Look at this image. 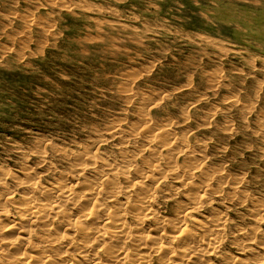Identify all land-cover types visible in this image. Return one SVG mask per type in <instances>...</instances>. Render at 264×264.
Listing matches in <instances>:
<instances>
[{"label": "rangeland", "instance_id": "rangeland-1", "mask_svg": "<svg viewBox=\"0 0 264 264\" xmlns=\"http://www.w3.org/2000/svg\"><path fill=\"white\" fill-rule=\"evenodd\" d=\"M150 123L170 131L160 139L168 149L185 145L195 163L202 161L198 166L208 168L213 190L221 179V197L209 189L199 194L212 200L214 217L221 211L227 224L217 229L213 252L264 264V0H0V171L9 189H0V207L6 205L0 219H16L10 238L0 242V264H15L21 248H29L27 228H21L29 218L22 220L17 207L24 195L14 186L22 169L41 176L39 184L60 171L72 182L56 149L70 154L91 148L111 159L116 150L110 142L124 138L129 150L127 132ZM110 135L115 140L97 141ZM177 154L180 164L183 155ZM224 196L229 198L219 205ZM240 197L244 205H236ZM7 199L16 207L4 204ZM255 199L262 204L254 210ZM161 201L155 215L168 224L173 201ZM153 224H146L150 237L157 234ZM236 243L253 244L244 253ZM206 254L203 262L211 256ZM168 260L175 264L176 256Z\"/></svg>", "mask_w": 264, "mask_h": 264}, {"label": "bare ground", "instance_id": "bare-ground-1", "mask_svg": "<svg viewBox=\"0 0 264 264\" xmlns=\"http://www.w3.org/2000/svg\"><path fill=\"white\" fill-rule=\"evenodd\" d=\"M135 124L130 131H126L128 134H126V136L129 137L128 139L133 140V143L131 145L132 148L128 150V147L131 143L124 138H121L115 142H110L111 146L116 150V152L113 154V158L111 159L106 155L108 152L106 154L98 153L96 150L93 151L91 148L87 149L85 147L86 149H83L82 152L79 150L80 153L69 154L65 150H61L58 147L59 149H56L57 155L67 161L71 174L75 176V179L72 178L74 179L72 180V182H69L68 179L65 180L62 177L64 173L61 175L60 171L58 175L56 174L57 176H54L52 174L54 177L51 180L46 181L45 184H39L41 182H39L41 176L37 177L36 175H34L35 173H30V169H22V171L25 173V175H23V179H15V181H13L15 183L14 186H16L15 188L20 189L18 191H21V193L24 195L23 198H21L22 200L20 201V203L17 204V207H20L18 213H20L19 216H21V219L22 216H26L29 218L27 219L29 220V222L27 221L28 223H25L26 226L24 225L23 227H21L27 228V238H25L24 241L26 242L25 245H28L29 248L20 247L21 250H23L21 251V255L20 257H18L15 264H167V261H170L168 260L170 256H176L175 264L246 263L237 259L238 257L233 258V256H227L229 254L219 255V253H214L213 251L216 247L211 248L216 244L217 239H219V231L217 232V229L221 226H226L227 224L225 222L226 225H223L224 222H222V219L219 218L221 209L219 210L220 213L217 215L218 218L214 217V214L216 213L215 211L218 210V208H216V210L214 211L211 207L213 205H211L212 200L205 199L207 196H204L205 194L203 193L209 189V191L216 193V197H218V194L220 195L219 197H221L223 195L222 188L219 187V185L221 184V179L216 180L215 183L217 184V187L215 190H213L208 182L210 181L209 176H212L208 175V168H199L203 165L198 166V164L202 162H199L198 159L197 160L199 163H195V160L193 158L192 159L194 163L192 162V159L190 158L191 153L187 151V146L179 145V148H175L172 147L175 144L171 146V143L169 142L170 144H168L171 146V148L168 149V141H160V139L162 138L161 136L167 138L166 135H168L170 131H168V133H166L167 131H161L160 129H158L160 128L158 127V125L152 126V123H150L151 127L148 124L149 127L146 128L145 126L144 128H141V124H139L140 127H136ZM120 133L123 134L121 130ZM114 135H110V138L105 139L98 138L97 141L101 143L106 142L107 144L109 143L108 140H115ZM50 144L51 146L53 145L52 143ZM79 144L81 143L79 142ZM55 148L56 147L50 148V150ZM177 153H182L181 155H183V159L180 164L177 163ZM43 155L46 154L44 153ZM43 155L41 156L43 157ZM167 159L168 161L165 163L164 161ZM44 160L47 159H43V161ZM51 164L54 165L55 163H50L49 166ZM194 164H197L198 167ZM47 170L50 171V169ZM70 172L67 171V173ZM5 176H7L6 173L0 171V189L4 192V194L9 193V189L5 184ZM8 176H10V173L8 174ZM169 180H171L172 183H174L173 181H179L181 183L180 185H177V187L171 185ZM231 180H229V182ZM237 183L239 182L237 181ZM236 189L237 187L235 188V190ZM174 191L179 192L177 193L178 196L182 195L181 200L179 198H174ZM201 192H203V199L199 196ZM234 192L230 191L229 193L234 194ZM18 195L21 196V194ZM228 198V196H224L223 200L221 199L219 205H223L224 203H226ZM166 199H168V201L170 202L173 201V206L175 208V215L174 217L173 215L171 216L173 218L168 221V224L162 223L163 221L161 222V219L159 220L162 215L161 217H157L155 215V211L157 209H154L155 204L157 205L161 200ZM244 199V197H240L237 202L235 201L236 205H244V202L246 203ZM259 199H255V201L251 203V207H253L254 210L256 208H259L260 204H262L260 202L261 200ZM11 201H8L7 199L5 200L4 204L10 202L11 205L13 204L16 207V204L13 203V200ZM35 203L39 204L34 205ZM182 205H186V208L184 207L185 209L180 210ZM5 206L6 205H4L3 207V205H1L2 208L0 207V209H4ZM200 208L203 210L201 211ZM223 209L222 212L224 211ZM164 211L165 209L163 210V212ZM259 220L260 219H258V221ZM15 221L16 219L10 222L8 221L7 217L4 220L3 218L2 220L0 219V242L3 243V241L10 238L9 231L14 229ZM147 222H154L156 229L155 231L157 232L156 235L152 237L148 235V227H146ZM28 227H35L36 231H32V228L31 230H29ZM235 231H237L236 233H238V230ZM241 232L240 234H242ZM229 234L232 235L231 233ZM235 234H233L234 237H236ZM248 236H250V234ZM163 239L165 240L163 241ZM236 239H239V237ZM242 240L240 242H243ZM237 241L238 240H236V242ZM248 241H250V237ZM204 243L206 247H204ZM249 244L252 245L253 243ZM249 244L246 245L244 243H239L237 244L239 246V249L237 250L245 253L246 250H249ZM255 245L257 246L258 244ZM203 253L211 255L210 258H207L208 260L206 262L204 260L205 263L203 262L202 258ZM249 253L256 252H248V254ZM212 259L216 260V263H214Z\"/></svg>", "mask_w": 264, "mask_h": 264}]
</instances>
